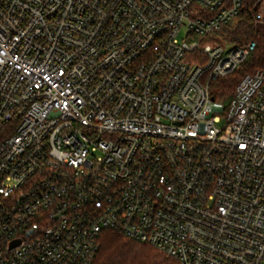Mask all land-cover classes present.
I'll return each mask as SVG.
<instances>
[{
	"label": "built area",
	"instance_id": "built-area-1",
	"mask_svg": "<svg viewBox=\"0 0 264 264\" xmlns=\"http://www.w3.org/2000/svg\"><path fill=\"white\" fill-rule=\"evenodd\" d=\"M242 1L0 0V264L264 261V66L216 88Z\"/></svg>",
	"mask_w": 264,
	"mask_h": 264
},
{
	"label": "trees",
	"instance_id": "trees-1",
	"mask_svg": "<svg viewBox=\"0 0 264 264\" xmlns=\"http://www.w3.org/2000/svg\"><path fill=\"white\" fill-rule=\"evenodd\" d=\"M264 0H243L237 22L228 30V40L236 43L255 41L256 50L243 68L235 74L220 79L216 84L222 93L232 92L244 72L264 66V15L261 14ZM94 264H179L148 243L125 237L118 231H104L100 236V251Z\"/></svg>",
	"mask_w": 264,
	"mask_h": 264
},
{
	"label": "rangeland",
	"instance_id": "rangeland-1",
	"mask_svg": "<svg viewBox=\"0 0 264 264\" xmlns=\"http://www.w3.org/2000/svg\"><path fill=\"white\" fill-rule=\"evenodd\" d=\"M262 11H261V15L263 16L264 15V1H263V3H262V9H261ZM231 28H229L228 30H230ZM228 30L225 32V37H227L228 38V34H227V32H228ZM185 34H184V32H182L181 33V37L180 38H182L183 36H184ZM254 70H252V71H249V72H244V74L243 75H245V74H247V73H251V72H253ZM242 75V76H243ZM241 76V77H242ZM240 77V78H241ZM233 90V89H232ZM230 93H232V92H230ZM222 101H224V98H222ZM225 102V101H224ZM226 103V102H225ZM261 264H264V261L261 263Z\"/></svg>",
	"mask_w": 264,
	"mask_h": 264
}]
</instances>
